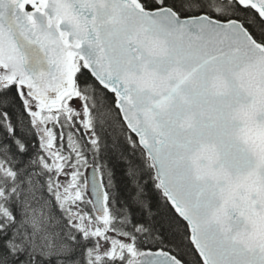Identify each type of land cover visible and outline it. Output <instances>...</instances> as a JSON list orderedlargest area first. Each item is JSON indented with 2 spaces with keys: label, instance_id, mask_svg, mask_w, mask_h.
I'll list each match as a JSON object with an SVG mask.
<instances>
[{
  "label": "snow or ice",
  "instance_id": "6c2138e0",
  "mask_svg": "<svg viewBox=\"0 0 264 264\" xmlns=\"http://www.w3.org/2000/svg\"><path fill=\"white\" fill-rule=\"evenodd\" d=\"M0 264H264V0H0Z\"/></svg>",
  "mask_w": 264,
  "mask_h": 264
}]
</instances>
